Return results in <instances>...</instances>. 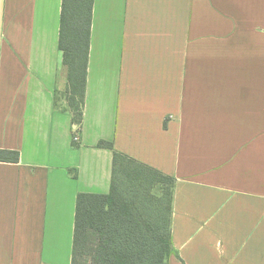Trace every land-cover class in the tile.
Segmentation results:
<instances>
[{
    "label": "crops",
    "instance_id": "1",
    "mask_svg": "<svg viewBox=\"0 0 264 264\" xmlns=\"http://www.w3.org/2000/svg\"><path fill=\"white\" fill-rule=\"evenodd\" d=\"M60 11L0 0V264H70L101 139L175 178L167 264H264V0H93L80 125Z\"/></svg>",
    "mask_w": 264,
    "mask_h": 264
},
{
    "label": "trees",
    "instance_id": "2",
    "mask_svg": "<svg viewBox=\"0 0 264 264\" xmlns=\"http://www.w3.org/2000/svg\"><path fill=\"white\" fill-rule=\"evenodd\" d=\"M92 7L93 0H61L58 48L76 125L83 119ZM96 147L112 150L110 187L77 193L70 264H167L175 178L116 150L111 141L101 139ZM18 160V151L0 150V161Z\"/></svg>",
    "mask_w": 264,
    "mask_h": 264
},
{
    "label": "built area",
    "instance_id": "3",
    "mask_svg": "<svg viewBox=\"0 0 264 264\" xmlns=\"http://www.w3.org/2000/svg\"><path fill=\"white\" fill-rule=\"evenodd\" d=\"M77 134H78V128L76 126V128L72 129V135H73L72 139L74 141H78V135Z\"/></svg>",
    "mask_w": 264,
    "mask_h": 264
},
{
    "label": "rangeland",
    "instance_id": "4",
    "mask_svg": "<svg viewBox=\"0 0 264 264\" xmlns=\"http://www.w3.org/2000/svg\"><path fill=\"white\" fill-rule=\"evenodd\" d=\"M72 137H73V135H72ZM72 139V138H71ZM73 140V139H72Z\"/></svg>",
    "mask_w": 264,
    "mask_h": 264
}]
</instances>
